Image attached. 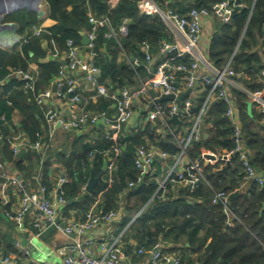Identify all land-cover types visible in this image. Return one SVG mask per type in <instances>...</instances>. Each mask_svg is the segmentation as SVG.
<instances>
[{
	"label": "trees",
	"instance_id": "obj_1",
	"mask_svg": "<svg viewBox=\"0 0 264 264\" xmlns=\"http://www.w3.org/2000/svg\"><path fill=\"white\" fill-rule=\"evenodd\" d=\"M110 1L89 0V4L95 15L108 17L112 28L116 31L125 19L130 21L128 35L120 36L119 43L115 39L106 38L107 29L100 31L96 43L98 56L96 61L102 74L101 83L104 82L113 90H119L140 85L139 77L145 80L151 77L142 67L134 69L130 63L119 62L120 55H126L143 63L146 60V53L141 51L144 43L149 45V52L153 54L155 51L160 52V43L172 42L173 37L159 16L141 14L139 3L143 0H119L115 8L110 7ZM153 1L163 11L173 10L180 15H186L194 8L212 10L216 5L227 0ZM237 1L246 4V7L235 10L231 23L216 20L217 32L210 44L208 60L218 69H223L231 63L236 74L247 78L250 93H254L264 88L261 80L264 52H260L261 42L264 40V0ZM44 2L47 5V15L44 18H40L36 11L24 9L7 15L4 23L19 24L18 33L21 35L34 26H41L45 19H52L57 24L51 31L58 37L60 45H64L70 38L81 44V34L91 29L88 0H44ZM45 37H32L22 46L16 45L12 51L0 47V83L15 71L29 73L30 60H38L46 56V52L41 48V40ZM181 64L190 65L191 59L188 56L176 57L173 66ZM59 65L60 63L53 62L41 65L40 73L36 76L37 93L43 89L42 83H49L57 75ZM178 74L184 76L182 73ZM10 85L11 88L0 97V127L3 135L0 140V162L10 165L31 188L33 175L36 174V164L41 162V155L28 145L26 154L20 158L14 154L12 142L16 134L22 131L29 142L34 143L37 134L42 132L47 134L48 128L46 131L42 129L40 108L34 101V94L25 92L24 82L15 77ZM233 95L239 111L244 143L249 151L252 165L259 172H264V115L257 107H254L253 111L249 110L248 94L234 89ZM208 96L209 90L206 88L196 105L192 104L191 116L181 118L180 123L168 126L159 121L155 126L148 125L145 131L135 136L125 139L120 136L117 141L105 137V140L95 147L80 146L76 143L72 153L64 155L60 152L58 156L63 166L67 168L69 178V182L63 184L62 190L68 203L74 202L72 205H67L65 214L74 209L82 210L86 214L99 197L103 199L104 212L116 211L121 191L129 189V182L139 181L140 171L134 166L138 148L154 146L171 156L178 155L181 148L170 129L175 130L176 136L188 137L199 116L201 120H206L205 123L201 121V128L208 135L207 137L203 135L201 139L191 143L188 156L192 161L197 162L204 152L222 156L234 149L233 125L225 116L227 106L219 102L206 116L203 109ZM99 103L98 113L107 114L112 102L100 97ZM167 103L164 102L162 105L168 112ZM184 105L181 102L182 111ZM18 109L24 115L21 130L14 124V113ZM3 116L6 121L2 120ZM158 129L161 130L160 133H157ZM115 147L121 149L119 154L114 152ZM91 156L94 157L93 164L90 163ZM111 158L116 164L115 182L109 186L104 179L92 194L86 192L85 188L91 172L93 171L95 176H100L104 162ZM202 166L209 185L202 182L194 191L188 187L180 189L178 196L174 191V183H169L166 188L159 191V184L149 177L142 185L135 186L130 192L129 199L138 196L140 208H136V211L148 206L129 226L122 239L124 236L128 239L131 236L129 233L132 232L139 238L144 248L150 250L161 236L162 240L170 242L184 241L185 244H190L189 248L183 245L186 251L203 253L199 257V264H264V188L257 183L249 182L244 189H240L245 184V174L239 156H234L230 162L219 160L214 164L202 163ZM48 172L49 161L45 162L43 174L44 184L48 190H51ZM214 191H225L230 197L235 192H239V195L229 199L227 209L222 204H213ZM5 209L0 206V252L5 255H17L19 264H34L19 254L16 240L13 241L11 233L3 230ZM130 221V217H126L122 226L127 227Z\"/></svg>",
	"mask_w": 264,
	"mask_h": 264
},
{
	"label": "built area",
	"instance_id": "obj_2",
	"mask_svg": "<svg viewBox=\"0 0 264 264\" xmlns=\"http://www.w3.org/2000/svg\"><path fill=\"white\" fill-rule=\"evenodd\" d=\"M89 24L91 29L86 33L90 41L88 48L91 51V59L86 60L81 54V45L73 38L66 40L64 58L59 60V70L54 78L52 88L37 93L36 79L29 73L15 71L21 81L24 82L26 93L34 94V101L42 111L47 123L48 133L52 140L58 129L66 132L83 130L88 124H98L105 121L109 125V132L106 138L111 141H117L122 135L124 128L131 122L134 117L135 102L142 98H152V91L156 92L158 97L161 95L180 94V85L177 81V74L182 73L185 78L186 89H195L197 82H200L209 90V100L215 98L227 106L225 116L229 118L233 125L234 149L220 157V160L229 161L234 156H239L245 174V184L240 189H244L249 182L257 183L264 188V172H259L251 162L250 154L245 146L243 138V129L239 118V111L236 107L234 95L230 88V79L238 76L229 63L225 68L218 69L214 67L208 57L200 52V42L203 33V20L210 16H215L225 23L230 22V18L236 9H243L246 4L237 0H227L224 3L216 5L212 10L192 9L186 15H180L173 10L163 11L153 0H143L139 3L141 14L159 16V19L166 26L167 30L173 37L172 42L163 41L160 43V52L167 55L173 50H178L180 57L188 56L191 59L190 65L181 64L170 67L166 63H156V58L149 52V45H142L146 53L145 69L151 77L142 82L137 89L128 87L112 90L101 83V70L97 65L96 43L99 33L102 29H107V39H115L119 43L120 36H127L129 32V20L125 19L119 30H114L110 20L106 16H97L87 2ZM254 6L252 7V13ZM51 33L44 26H34L29 31L27 39L32 37L42 38ZM181 52V53H180ZM57 57V54H52ZM264 61V53L262 55ZM132 67L137 69L139 61L131 60ZM204 69V73L197 76V73ZM261 80L264 84V70L261 72ZM88 82L93 90L99 96L110 100L116 109V115L112 120L107 118L106 113H92L88 111L78 112L71 115L69 119L61 117L58 113V102L67 99L74 104L81 101V92L83 83ZM250 103L257 107L261 114L264 115V90L252 93ZM190 104H188L189 106ZM168 112L162 104L155 106V112L152 115L155 119L169 125L168 121L178 115L179 119L190 117L189 108L183 111L177 101L171 102ZM6 121L5 117H2ZM201 116L194 122L188 137L176 136L175 130L170 129L176 137L181 151L176 156H171L157 149L141 146L135 154L134 166L136 170L145 171L153 165L158 159L173 160L174 166L168 171L166 178L159 184V191L166 188L169 183H182L192 191L202 182L209 185L202 163L205 165L211 163L205 156H201V162L192 161L188 156V148L194 140L200 139ZM39 141L33 145L35 150H40L42 134L38 133ZM3 138L0 127V140ZM19 140H24L19 134L16 142L12 144L13 152L19 155L22 148L25 147ZM114 152L119 154L121 149L114 148ZM186 160V170L178 172L177 168ZM116 164L114 159L108 160V167L105 171V180L109 186L115 182ZM177 177V178H175ZM65 179L61 180L63 185ZM62 185L55 186L53 197H50L49 190L45 185H39L36 189H29L26 183H23L16 174H12L8 166L0 162V206L5 207L4 214L6 218L13 220L17 224H23L27 217L34 216L33 232L35 237L39 238L49 227L55 226V232L67 239L59 254L63 258V264H123V245L122 236L101 243H93L86 236L103 224H110L118 220L121 216L119 211L103 212L92 207L84 216L83 220L72 221L69 223L62 222V214L68 205L64 196ZM5 186L11 188L13 197L8 196ZM134 183H130L133 187ZM7 187V188H8ZM86 189V188H85ZM230 195L225 191H214L213 204H222L229 208ZM60 217L61 222L56 224V219ZM231 225V224H230ZM16 248L19 254L26 259L30 258V248L25 246L20 239H16ZM141 255L146 254V249H140ZM152 264H185L183 256L178 253H168L165 251L161 240L151 249ZM18 258L13 255H0V264H19Z\"/></svg>",
	"mask_w": 264,
	"mask_h": 264
},
{
	"label": "crops",
	"instance_id": "obj_3",
	"mask_svg": "<svg viewBox=\"0 0 264 264\" xmlns=\"http://www.w3.org/2000/svg\"><path fill=\"white\" fill-rule=\"evenodd\" d=\"M118 4H119V0H111L109 2V5L111 8L117 7ZM42 9L47 10V8H42ZM42 9L39 10L38 12V15L40 18H44L47 15V11L42 12ZM216 20H220L222 23H225L223 20L218 19L217 17L213 15L203 20V33H202V38L200 42V52L206 57H208L212 38L217 32ZM231 22H232V16L230 18L229 23ZM6 24H9V23H6ZM56 24L57 22L52 19H45L44 22L42 23V26L48 29V31L51 34L46 36L43 40H41V48L44 50V52H46V56L39 58L38 60L31 59L29 62V74L32 75L35 79H37L36 76L40 73L41 65H44L45 63H49V62L59 63V60H62L64 58L65 44L60 45L57 40L58 37L51 31L52 28L56 26ZM19 28L20 26L18 24V29L16 30V33L19 35L18 42H16L15 44L11 46L8 45V43H6L5 41L3 43L0 42L1 48L8 50V51H12V48H14L16 45L22 46L23 43L28 42L29 39H27V36L29 35L30 30L29 31L26 30L23 34L20 35L18 33ZM1 30L3 31V33L0 31L1 37L9 35L8 30H3V29ZM80 45H81L82 56L86 60L91 59L92 57L91 51L88 48V46L83 44V38H82V42ZM141 51L145 53V50L143 49V47H141ZM260 52L261 53L264 52V40H262L261 42ZM52 54H57V57H53ZM153 55L156 58V63H166L170 67H173L174 62L176 61V57L177 58L180 57L179 54H177L176 56H170L169 54L163 55L159 51L153 52ZM31 57H33V54H31ZM131 60H135V59H130L126 55H123V54L120 55L118 59L119 62H127L128 64L131 63ZM145 64H146V60L143 63L139 62L137 68L142 67L145 70ZM203 73H204V69H201L200 72L197 73V76H200ZM55 76L50 80L49 83L47 82L42 83L43 89H41L40 92H43L47 90L48 88H52V89L54 88L53 82H54ZM15 77L17 79L19 78L17 75L11 74L5 81L0 83V97L5 91L11 88L10 84L13 81V78ZM101 78H102V74H101ZM139 78H140V85L137 84L136 86H129L128 88H131V89L139 88V86H141L142 80H145V79H142V77H139ZM177 81L180 85V94L178 96L179 98L181 95L185 94L188 91V89H186L185 87L184 76L177 74ZM103 85L107 86L106 84H104V82H103ZM248 86H249V82L247 78H244L241 75H238L233 79H230V88L232 90V93H233V90L236 89L250 96L252 93H250ZM108 88L112 89L111 87H108ZM262 89L264 90V88ZM205 91H206V88L200 82H197L195 89L193 90V93L190 95H187L185 99L182 101L185 104L184 109L188 107L191 112L192 104L196 105V102L198 101V99L201 97V95ZM68 96L70 95L67 94V99L61 102H58L57 104L58 113L60 114L61 117H65L69 119L72 114L83 112V111L98 113L99 111L98 108L100 106L99 100L101 96H99L98 93L91 88L88 82L83 83V89L81 92V101L79 103L74 104L71 100H68ZM29 100L31 101V99ZM249 100H251L250 97H249ZM152 102H153L152 98H148V97L142 98L141 100H138L135 102L134 117L131 120V122L124 128V131L121 135L122 139L135 136L139 132L145 131L148 125L155 126L157 125V122L161 121L151 116L152 112H155V107L153 111L151 112V114H149L148 112L149 106ZM167 102L168 103L166 105L167 107H169L172 101H167ZM218 103L219 101L216 100L215 98H211L209 100V96H208L206 102L204 103V109H203L204 110L203 112L206 114V116L208 115L210 109L213 108ZM188 104L190 105L188 106ZM249 106H250L249 108L250 111H253V109H255L253 105L250 103V101H249ZM39 114L41 116L39 117L41 118L40 122L42 125V129H45L46 131L47 123L45 121V117L41 110ZM115 115H116V109H115L114 104L112 103L111 106L109 107V110L107 111V118L109 120H112L115 117ZM23 119H24V115L22 114V112L19 109L16 110L14 113V124L18 126L19 130H21L22 128L21 121ZM201 121L202 123L206 122L205 119ZM210 127H212V124L210 125ZM108 132H109V125L105 121H102V120L98 122V124H95V125L90 123L83 130H80V131L73 130V131L66 132L62 129H58L52 140L50 139V136L48 133L43 134L42 132V138H41L42 147L40 150H35L33 148V145H35L39 141L38 137L34 143H30L26 135L24 134V132L22 131L18 133L16 132L17 133L16 137L19 134L23 136L24 140H19L18 142H22L25 146L22 148L25 150L24 155L27 152L28 145L30 146V148L34 149L38 154L41 155V162L39 164H36V174L33 175L32 186L31 188L30 187L28 188L36 189L40 184L45 185L44 184L45 177L43 174L44 166H45V162L49 161L48 180H49V183L52 189L49 190L48 195L50 197H53L54 195L53 190H55V186L62 185L61 184L62 175L65 176L66 182H69L67 168L63 166V163L58 156L59 153L62 152L64 155H68L72 153L73 147L74 145H76V143H79L80 146L82 145H91L93 147L98 146L105 140V137ZM160 132L161 130L158 129L157 133H160ZM203 135L207 137L208 133H206L201 128V124H200V139L202 138ZM16 137L13 139L12 144L16 142ZM66 146H69V147H68V150L65 152ZM150 148L160 150L159 148L154 147V146H151ZM207 154H213L217 156V160L211 162L213 164L220 160L221 156H218L217 154L212 153V152H204L202 156H206ZM49 155L51 156L50 158H49ZM158 159H159L158 162L155 161L153 165L151 166V168L143 172L140 171V177L137 183L131 181L129 182V189L125 191L124 190L121 191L120 195L118 196V206H117L118 207L117 211H119L121 214L120 218L110 224H103L97 227L94 231L89 233L88 236H86L88 240H90L93 243H101L104 241L112 240L114 238H118L120 236H123L126 233L129 226H131V224L135 222V220L141 215V213L148 206L146 205L142 207L140 211H136V208H140V200L138 199V196L132 197L131 200L129 199L131 190L135 188V186L142 185L145 182L147 177H149L150 180L155 181L157 184H160L164 180L166 170L169 171L174 166V161L172 159L171 160H164L161 158H158ZM93 161H94V157L91 156L90 163L93 164ZM198 162H201V158L198 160ZM227 162H230V160ZM186 164L187 162L186 160H184L182 164L178 166L177 171L178 172L185 171ZM7 166L12 174H16L18 177L20 176L10 165H7ZM103 172H104V166H103ZM92 173L95 175L93 171L91 172V175ZM91 175H90V178H91ZM104 179H105V175L103 176L102 181H104ZM130 183H134V186L130 187ZM7 187L8 186H5V189L8 191V196L12 198L13 195H12L11 188L10 187L7 188ZM186 187L187 186H185L182 183H176L174 185V188H175L174 191L176 195L178 196V191L180 189H183ZM102 203H103V199L102 197H99L92 207H96V209L104 212L102 208ZM128 208L130 211L128 210ZM84 216H85V213L82 210L80 211L75 210V209L69 210L67 215L65 214V211H64L62 214V222L69 223L72 221H80L84 219ZM4 217H5V221H4L5 224L4 226H2V228L5 232L11 233L13 241L16 239H20L21 242L29 248L34 247V242L36 240H38L39 242L41 241L39 238L35 237V234L33 232L34 230H33L32 224L35 221L34 216L27 217L26 221L20 225L14 222L13 220L6 218L5 214H4ZM126 217H130L131 221H130V224L124 228L122 224ZM129 235L131 236L130 237L127 236L128 239H126V236H124V239L121 240L122 245H123V264H152L151 263V259H152L151 250L146 249L147 253L144 255H141L139 251L140 249L144 248L143 244L140 243L139 238L134 233L131 232L129 233ZM162 239L163 238L161 236L160 240L163 243V246L166 252L172 253V254L180 253L183 256V260L185 264H199V257L203 253H193L192 251H189V250L186 251L185 249H183V245L185 244L184 241L176 243V242H170V241L162 240ZM66 242H67V239L60 236L57 232H54L46 241L43 242L42 247H39V245H37L39 249L41 250V258H45L46 262H42V259L33 260L31 257L29 259L30 262H33L34 264H63V258L59 254V251L63 248ZM185 246L189 248L190 244L187 243L185 244ZM0 255H5V253L0 252ZM12 255L17 258V255L15 254H12Z\"/></svg>",
	"mask_w": 264,
	"mask_h": 264
},
{
	"label": "water",
	"instance_id": "obj_4",
	"mask_svg": "<svg viewBox=\"0 0 264 264\" xmlns=\"http://www.w3.org/2000/svg\"><path fill=\"white\" fill-rule=\"evenodd\" d=\"M42 0H36V3L34 6H22L21 8L17 9H26L29 11H36L39 12L40 10V6H41ZM14 12V10H10L7 5H6V0H0V23L1 21L4 20V15H8L10 13ZM1 29L3 30H8L9 35H7L6 39L9 41L8 45H13L16 42H18L19 40V35L16 33V30L18 29V24L15 23H9V24H4L1 25ZM82 38H83V44H85L86 46L89 45L90 41L88 39V36L85 33H82ZM1 38V36H0ZM178 54V50H173L172 52L169 53L170 56H176ZM54 92L56 91V86H54L53 88ZM193 93L192 89H189L185 94L181 95L179 98H177L176 94H170V95H161L160 97H158V94L154 91H152V97L153 99H155L149 106L148 112L149 114H151V112L153 111L154 107L156 105L159 104H163L164 102L167 101H177V104L180 105L181 102L185 99V97L187 95H190ZM169 125H172L174 123H180V119L178 117V115H174L169 121H168ZM69 146H66L65 148V152L68 150ZM25 153V150L22 149L21 152L19 153L18 157H22ZM208 160L210 161H216L217 160V156L213 155V154H207L205 156ZM108 167V161L106 160L104 162V172L103 174H101L100 176L96 177L93 173L91 175V178L88 182V185L86 187V191L89 193H93L95 191L96 186L103 180V176L105 175V171ZM168 170H166L165 176L164 178H166ZM19 179L24 183L23 181V177L20 175ZM62 179H65V176L62 175ZM239 192H235L234 194L231 195V199H233L234 197L238 196ZM74 202H69L70 205H72ZM126 213V212H125ZM127 214V213H126ZM61 222V218L58 217L56 219V224H59ZM55 232V226H51L48 228V230L46 232H44L39 239L41 240L40 243L43 244L44 241H46L53 233Z\"/></svg>",
	"mask_w": 264,
	"mask_h": 264
},
{
	"label": "rangeland",
	"instance_id": "obj_5",
	"mask_svg": "<svg viewBox=\"0 0 264 264\" xmlns=\"http://www.w3.org/2000/svg\"><path fill=\"white\" fill-rule=\"evenodd\" d=\"M6 2L7 3H10L11 5H15V4H17L18 2H20L21 4L23 3V2H27V3H30V5H34L35 3H36V0H21V1H19V0H6ZM9 5V4H8ZM10 6V5H9ZM42 8H47V5H46V3L44 2V0H42V3H41V6H40V10L42 9ZM20 10H22V9H20ZM24 10V9H23ZM16 11H19V10H15V12ZM47 10L46 9H42V12H46ZM12 13H14V12H12ZM7 15L5 14L4 15V18L6 17ZM1 25H4V24H6V23H4V20L3 21H1V23H0ZM0 31L3 33V31L1 30V26H0ZM6 37L7 36H2L1 38H0V41L1 42H7L8 40L6 39ZM4 39H6V40H4ZM37 245H39V247H42V244L38 241V240H36L35 242H34V247L33 248H30V252H31V255H30V257L34 260V259H36V260H41L42 259V262H46V259L45 258H41V250L39 249V247L37 246ZM30 259V258H29Z\"/></svg>",
	"mask_w": 264,
	"mask_h": 264
},
{
	"label": "bare ground",
	"instance_id": "obj_6",
	"mask_svg": "<svg viewBox=\"0 0 264 264\" xmlns=\"http://www.w3.org/2000/svg\"><path fill=\"white\" fill-rule=\"evenodd\" d=\"M19 1H21V0H19ZM10 6H9V5ZM6 5H7V7L10 9V10H17V9H19V8H21L22 6H34V5H30V3H27V2H23L22 4L20 3V2H18L17 4H15V5H11L10 3H7L6 2ZM1 42V41H0ZM9 41H7L6 43H8ZM1 43H3V42H1Z\"/></svg>",
	"mask_w": 264,
	"mask_h": 264
}]
</instances>
